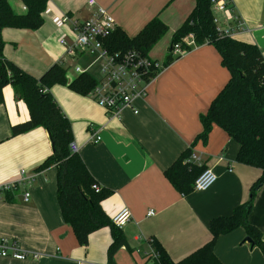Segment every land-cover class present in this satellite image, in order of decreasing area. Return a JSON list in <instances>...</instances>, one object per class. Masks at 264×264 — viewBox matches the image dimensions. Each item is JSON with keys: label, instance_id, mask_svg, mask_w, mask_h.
<instances>
[{"label": "crops", "instance_id": "1", "mask_svg": "<svg viewBox=\"0 0 264 264\" xmlns=\"http://www.w3.org/2000/svg\"><path fill=\"white\" fill-rule=\"evenodd\" d=\"M49 0L43 12L44 24L37 30L6 27L2 30L3 55L23 70L40 77L52 64L60 62L72 81L91 71L97 55L69 54L67 45L75 39L71 18L84 20L98 7L105 8L117 27L129 37L136 36L153 18L167 26L165 35L148 53L164 63L169 55L173 33L195 6V0ZM12 10L22 14V0H9ZM230 15L212 7L221 29H235L233 38L255 43L264 57V0H231ZM69 18V19H68ZM65 40L67 45L60 43ZM88 70V71H87ZM82 72V73H83ZM100 73V71H99ZM230 78L218 50L209 43L193 45L164 66L150 83L145 98L124 108L120 118L100 106L90 94L56 84L50 92L71 123L73 141L96 183L111 190L102 207L112 218L127 207L131 219L122 227L128 246L121 247L108 260L112 242L109 227L89 236L81 245L70 224L61 215L57 198V169L37 168L52 153L48 131L36 127L13 136L12 124L28 119L29 111L12 86L3 90L0 104V185L16 180L21 170L32 174L29 184L0 190V236L16 240L23 250L39 253L38 259L15 260L0 255V264H157L147 256L153 241L179 261L207 243L209 222L232 214L248 201L253 183L261 176L258 167L236 160L239 144L221 127L213 125L206 142L197 139L203 127L201 114ZM98 79H96L97 81ZM90 92V91H89ZM98 132L101 140L91 141ZM187 148L200 160L198 165L212 169L215 184L206 191L184 194L165 176ZM29 191L25 201L23 194ZM149 210L154 215L147 216ZM248 221L259 228L264 240V184L253 200ZM243 227L220 235L214 252L222 264H264L262 251L246 241Z\"/></svg>", "mask_w": 264, "mask_h": 264}, {"label": "trees", "instance_id": "2", "mask_svg": "<svg viewBox=\"0 0 264 264\" xmlns=\"http://www.w3.org/2000/svg\"><path fill=\"white\" fill-rule=\"evenodd\" d=\"M49 0H22L26 12L19 14L12 10L9 0H0V104L4 102L3 90L12 86L15 94L22 99L29 111L27 120L12 124L13 136L36 127L48 131L52 153L37 170L54 165L57 169V198L64 221L71 225L81 245H87L89 236L109 227L112 242L108 249V260L114 263L116 252L128 241L122 228L116 227L112 218L102 207V201L109 197L111 190L100 188L79 152H71L73 141L71 123L62 112L50 88L56 84H67L73 90L88 94L96 85L89 73H80L68 81L65 68L60 62L52 64L40 77L23 70L3 55L2 30L6 27L37 30L44 24L43 12ZM231 2V0H230ZM213 0H195V6L182 25L173 33L170 51L183 37L192 35L196 45L212 44L220 53L222 64L230 71V78L211 102L206 113L201 114L202 131L196 137L206 142L213 127L224 129L238 144L236 160L258 167L261 176L253 183L248 201L236 206L232 214L218 216L209 222L210 240L185 258L174 261L157 241H153L157 264H222L214 252L217 238L238 227H243L264 254L262 232L248 221L256 193L264 184V57L255 43L240 41L217 30L212 11ZM167 32L166 24L158 17L153 18L134 37H129L116 27L102 38L106 48L116 54L137 51L145 56ZM169 55L164 66L174 59ZM192 149L183 151L175 162L165 170V176L182 193L193 190L195 179L205 170L204 166L188 162Z\"/></svg>", "mask_w": 264, "mask_h": 264}, {"label": "built area", "instance_id": "3", "mask_svg": "<svg viewBox=\"0 0 264 264\" xmlns=\"http://www.w3.org/2000/svg\"><path fill=\"white\" fill-rule=\"evenodd\" d=\"M88 5L94 7L95 0H88ZM230 0H213V7L220 12H225L231 19L237 20L236 16L230 15L232 8ZM69 19V18H68ZM75 39L71 44H66L65 40L60 43L67 45L69 54L75 52L94 53L97 55L99 62L100 78L96 85L90 90V96L102 107H104L112 117L120 118L121 111L124 108H132L134 113L138 111L133 108L135 99L145 98L150 83L157 77L163 69L164 64L155 60L149 55H141L137 51H129L123 54L110 52L102 42V38L109 36L117 27L113 16L102 7H98L90 15V17L80 21L70 19ZM214 23L217 30L223 35L233 36L235 29H221L217 26L218 20L214 17ZM238 28H242V23L237 20ZM195 45L192 35L182 38L180 42L175 43L170 51L172 57L187 52ZM77 73H82L83 70L75 67ZM91 141L98 143L101 140V135L95 132L90 137ZM71 152H79V146L72 141L69 145ZM200 158L191 154L187 159L188 162L198 164ZM32 174H28L26 170H21L20 177L16 180L0 185V190H10L18 186H26L30 183ZM217 181V175L212 169L206 168L194 181V191H206L211 188ZM96 191H99L101 186L98 183L93 185ZM25 201L30 198L29 191L23 194ZM154 210H149L147 216L154 215ZM130 210L125 207L112 217L113 224L122 228L131 219ZM0 255L10 257L15 260L38 259L41 255L36 252L23 250L16 240H7L0 236ZM152 259L158 258V254L154 249L147 254Z\"/></svg>", "mask_w": 264, "mask_h": 264}, {"label": "rangeland", "instance_id": "4", "mask_svg": "<svg viewBox=\"0 0 264 264\" xmlns=\"http://www.w3.org/2000/svg\"><path fill=\"white\" fill-rule=\"evenodd\" d=\"M87 71H88V70H87ZM92 71H93V76H94L96 79H99V78H100V73H99V65H98V63H95V64H94ZM88 72L90 73L91 71H88ZM91 73H92V72H91ZM23 187H24V186H23Z\"/></svg>", "mask_w": 264, "mask_h": 264}, {"label": "water", "instance_id": "5", "mask_svg": "<svg viewBox=\"0 0 264 264\" xmlns=\"http://www.w3.org/2000/svg\"><path fill=\"white\" fill-rule=\"evenodd\" d=\"M246 241H248L249 243H253V241H252V239L250 238V237H246V239H245Z\"/></svg>", "mask_w": 264, "mask_h": 264}]
</instances>
